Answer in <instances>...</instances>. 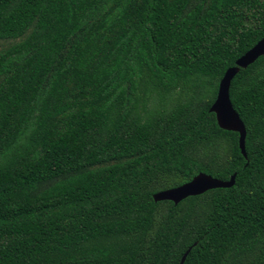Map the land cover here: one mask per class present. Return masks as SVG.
<instances>
[{
	"label": "trees",
	"instance_id": "1",
	"mask_svg": "<svg viewBox=\"0 0 264 264\" xmlns=\"http://www.w3.org/2000/svg\"><path fill=\"white\" fill-rule=\"evenodd\" d=\"M264 0H0V264H264ZM199 172L235 184L177 204ZM196 242V245H193Z\"/></svg>",
	"mask_w": 264,
	"mask_h": 264
},
{
	"label": "water",
	"instance_id": "2",
	"mask_svg": "<svg viewBox=\"0 0 264 264\" xmlns=\"http://www.w3.org/2000/svg\"><path fill=\"white\" fill-rule=\"evenodd\" d=\"M264 55V36L259 39L250 49L239 56L234 64L228 67L218 82L217 92L209 111L214 113L217 125L224 130L238 133V147L244 158L247 157L245 149L246 128L239 114L234 109L230 96V84L234 76L241 70L253 64L260 56ZM233 173L227 180L215 178L210 174L199 172L189 181L178 186L160 190L153 194V200H169L177 204L181 200L189 197L200 195L214 188H229L235 184ZM196 245V242L193 244ZM191 246L182 254L178 264H183Z\"/></svg>",
	"mask_w": 264,
	"mask_h": 264
},
{
	"label": "rangeland",
	"instance_id": "3",
	"mask_svg": "<svg viewBox=\"0 0 264 264\" xmlns=\"http://www.w3.org/2000/svg\"><path fill=\"white\" fill-rule=\"evenodd\" d=\"M15 40H0V49L2 48V47H4L5 45H7V44H9V43H11V42H14Z\"/></svg>",
	"mask_w": 264,
	"mask_h": 264
}]
</instances>
